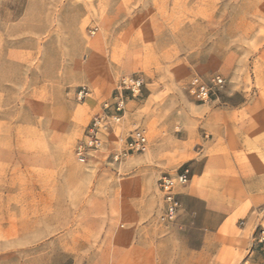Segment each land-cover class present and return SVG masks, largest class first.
<instances>
[{
  "label": "rangeland",
  "instance_id": "obj_1",
  "mask_svg": "<svg viewBox=\"0 0 264 264\" xmlns=\"http://www.w3.org/2000/svg\"><path fill=\"white\" fill-rule=\"evenodd\" d=\"M124 77L142 81L139 95L122 91L119 128L78 161ZM135 129L147 151L114 161ZM183 168L202 176L176 187L177 217L162 222L158 180ZM206 193L238 207L257 198L253 236L231 220L229 264H264V0H0V264H91L106 209L119 230L137 212L155 264H217L222 216Z\"/></svg>",
  "mask_w": 264,
  "mask_h": 264
},
{
  "label": "crops",
  "instance_id": "obj_2",
  "mask_svg": "<svg viewBox=\"0 0 264 264\" xmlns=\"http://www.w3.org/2000/svg\"><path fill=\"white\" fill-rule=\"evenodd\" d=\"M206 166L207 164L203 166L201 174L206 173L205 171L208 170ZM194 176L199 179L202 175H190L191 181ZM194 189L192 185L189 188H184L185 191L198 195ZM206 194L208 196L201 199L207 211L222 216L214 231V235L218 238L220 245L213 259L217 264H229L235 254L233 241L237 240V237L232 234L231 220L237 217L241 218L243 225L240 229L243 230L245 237L249 238L253 236L259 223L257 214L255 213L259 207V203L256 202L257 198H255L252 200L250 206L243 207L241 205L238 207L222 203L210 193ZM103 215L104 218L101 217L96 221L95 227L97 231L91 233L92 241L94 240L93 242H96L97 245L100 244L98 252L96 251L86 256L87 259H90L91 264H155L154 252L150 249L141 250L138 244L139 236L136 235L133 226L135 222L138 223L139 221L137 212H128L126 222H130L131 225H123V230H119V228L114 226L107 209ZM119 218L123 220V211H121ZM71 232L72 230L69 231V234ZM87 235L88 233L85 236L87 237Z\"/></svg>",
  "mask_w": 264,
  "mask_h": 264
},
{
  "label": "built area",
  "instance_id": "obj_3",
  "mask_svg": "<svg viewBox=\"0 0 264 264\" xmlns=\"http://www.w3.org/2000/svg\"><path fill=\"white\" fill-rule=\"evenodd\" d=\"M221 83L222 80L216 78L215 84L221 86ZM141 85L142 81L135 77H124L120 80L116 94L112 98L113 102H102L99 112L91 120L88 134L81 143L76 145L75 154L78 161L84 162L89 152H97L102 147V134H105L110 129L113 131L119 128L124 108L122 91L126 90L133 97H136L140 93ZM191 85L192 92L196 98L202 101L209 100V90L198 78H194L191 81ZM91 95L90 90L86 87H79L76 93L78 100L90 98ZM124 141V148L114 155V161H120L131 153H144L148 149V139L141 130H133L130 136ZM189 179V170L183 168L175 176H163L158 180L157 187L163 200V213L159 217L160 221L170 223L176 219L180 204L176 198L175 189L178 185L186 184ZM254 242L257 246L264 248L263 225H259Z\"/></svg>",
  "mask_w": 264,
  "mask_h": 264
}]
</instances>
